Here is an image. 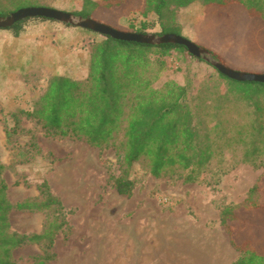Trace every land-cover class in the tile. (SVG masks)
<instances>
[{
  "label": "trees",
  "instance_id": "obj_1",
  "mask_svg": "<svg viewBox=\"0 0 264 264\" xmlns=\"http://www.w3.org/2000/svg\"><path fill=\"white\" fill-rule=\"evenodd\" d=\"M126 1L83 0L81 8L72 13L97 20L94 13L98 8L120 7ZM194 3L216 16H223L230 5H239L248 16L264 22V0H143L139 24L130 23L125 31L147 33L157 24L160 32L156 34L180 35L176 11ZM8 12L0 10V16ZM1 32L9 35L0 48L4 145L27 148L28 159L42 153L35 134L30 141L15 140L23 117L45 137L83 140L100 153L112 149L115 162L103 160L107 180L118 194L126 196L135 187L132 173L136 165L158 179L209 184L207 175L221 176L232 167L226 164L229 151L239 150L242 161L249 164L264 154V83L239 82L216 70L230 89L191 99L186 85L174 80L155 85L164 68L163 57L172 50L187 52L183 45L117 40L44 17L20 20ZM208 51L224 63L219 54ZM15 59L19 72L14 71ZM5 168L0 161V264H15L13 251L25 244L42 248L32 264H48L54 259V238L63 232L66 218L47 217L39 233L24 234L10 231L9 213L13 209L43 212L56 205L61 214L63 204L52 193L45 175L42 200L12 204L2 177ZM261 180L259 177L248 189L241 204L220 210V223L239 253L231 264H264L263 248L238 231L242 214H258L264 209V199L259 198Z\"/></svg>",
  "mask_w": 264,
  "mask_h": 264
},
{
  "label": "rangeland",
  "instance_id": "obj_2",
  "mask_svg": "<svg viewBox=\"0 0 264 264\" xmlns=\"http://www.w3.org/2000/svg\"><path fill=\"white\" fill-rule=\"evenodd\" d=\"M82 2L2 0L0 10L12 12L13 8L42 6L72 12L79 10ZM18 3L24 4L15 6ZM142 6L143 0H127L120 7L98 8L94 16L102 23L125 31L130 23L139 24L138 11ZM224 12L223 16L207 14L200 3L178 9L179 33L219 54L234 70L264 73V51H260L264 49V22L248 16L239 5H230ZM158 32L160 27L155 24L147 33ZM8 37L7 33L0 35V42H8ZM163 60L164 68L156 86L174 80L186 85L190 99L197 94L211 97L214 92L230 89L229 82L220 77L213 66L188 52L172 50ZM17 62L15 59V72H19ZM230 97L233 98V94ZM239 110L242 111L241 105ZM1 118L0 112V161L6 166L2 177L7 184L8 200L12 204L25 199L42 200L40 188L47 173V183L64 207L61 214L55 209L56 205L43 212L13 209L9 213L10 231L24 234L37 231L47 217L66 218L63 232L54 238V259L48 264H108L109 256L112 257L111 264H129V257L137 253L135 243L141 242L142 238L155 247L153 251L159 264H231L237 260L239 253L220 223V210L226 205L241 204L259 177L262 178L259 198L264 199V154L249 164L242 161L239 150L229 151L225 156L226 164L227 168L232 167L221 176L216 174L219 178L216 184L217 176L211 175L206 178L209 184L158 179L141 165H136L132 173L135 187L132 194L126 196L118 194L107 180L103 160L115 162L112 149L100 153L83 140L45 137L38 127L23 117L22 130L15 135V140L30 141L31 134H35L42 153L28 159L24 153L27 148L4 145ZM238 231L250 236L253 244L264 250V209L258 214H242ZM41 253V246L25 244L13 251V258L15 264H32V258Z\"/></svg>",
  "mask_w": 264,
  "mask_h": 264
},
{
  "label": "water",
  "instance_id": "obj_3",
  "mask_svg": "<svg viewBox=\"0 0 264 264\" xmlns=\"http://www.w3.org/2000/svg\"><path fill=\"white\" fill-rule=\"evenodd\" d=\"M31 17H44L53 19L60 23L68 24L70 26L82 29H87L95 33L110 36L111 38L117 40L137 42L147 45H183L189 54L210 64L218 72L228 77L229 79L236 80L239 82L248 81L264 83V73H249L234 70L222 61L215 59L207 49L197 45L195 42L186 39L181 35L175 33H135L130 31L118 30L95 19L84 18L82 16L75 15L72 12L62 11L54 8L42 6H27L10 12L7 15H1L0 29L10 27L20 20H24L26 18Z\"/></svg>",
  "mask_w": 264,
  "mask_h": 264
},
{
  "label": "bare ground",
  "instance_id": "obj_4",
  "mask_svg": "<svg viewBox=\"0 0 264 264\" xmlns=\"http://www.w3.org/2000/svg\"><path fill=\"white\" fill-rule=\"evenodd\" d=\"M152 230V229H151ZM155 239V238H154ZM159 239V238H158ZM156 240H157V238H156ZM161 240V239H160ZM158 241V240H157ZM162 241V240H161ZM161 241H160V243H161ZM165 241V240H164ZM167 241V240H166ZM169 241V240H168ZM167 243V242H166ZM110 244H111V242H110ZM137 246V253L135 254V253H133V254H135V255H133L131 258L129 257V260H130V263L129 264H131V262H133V263H135V264H159V262H158V259L157 258H155V251H153V250H155V247H153V246H150L149 245V242L148 241H146V240H144L143 238H142V240H141V242H136L135 243ZM157 244H159V243H157ZM171 244V243H170ZM182 244V243H181ZM163 245V244H162ZM174 245V244H173ZM157 246V245H156ZM166 246V245H165ZM172 246V245H171ZM178 246V245H177ZM188 246V245H187ZM160 247V246H159ZM164 247V246H163ZM190 247V246H189ZM161 248V247H160ZM172 248V247H171ZM185 248V247H184ZM120 249H121V247H120ZM130 250V249H129ZM157 250V249H156ZM159 250H161V249H159ZM169 250V249H168ZM173 250V249H172ZM179 250V249H178ZM184 250V249H183ZM182 250V251H183ZM127 251V250H126ZM167 251V250H166ZM170 251V250H169ZM174 251V250H173ZM156 252H158V251H156ZM174 253V252H173ZM177 253V252H176ZM186 253V252H185ZM168 254H169V252H168ZM172 254V253H171ZM188 254V253H187ZM173 255V254H172ZM186 255V254H185ZM127 256H128V254H127ZM188 256V255H187ZM174 257V256H173ZM177 258V257H176ZM160 259V258H159ZM174 259H175V257H174ZM186 259V258H185ZM166 260H167V258H166ZM190 260V259H189ZM111 261H112V257H108V264H111ZM169 261H170V259H169ZM179 261V260H178ZM128 262V261H127ZM107 263V262H106ZM160 263H162L161 262V260H160ZM189 263V262H188Z\"/></svg>",
  "mask_w": 264,
  "mask_h": 264
},
{
  "label": "crops",
  "instance_id": "obj_5",
  "mask_svg": "<svg viewBox=\"0 0 264 264\" xmlns=\"http://www.w3.org/2000/svg\"><path fill=\"white\" fill-rule=\"evenodd\" d=\"M121 20H122V19H121ZM119 23H121V21H120ZM0 35H3V32H1ZM0 48H3V43H2V42L0 43ZM45 155H47V150H46V152H45ZM45 179H46V181H47V173L45 174ZM41 228H42V224L40 223V225H39V227H38V230H37V231H34V233H39V232L41 231Z\"/></svg>",
  "mask_w": 264,
  "mask_h": 264
}]
</instances>
